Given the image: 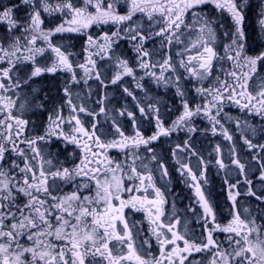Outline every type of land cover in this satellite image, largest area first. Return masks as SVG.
I'll return each mask as SVG.
<instances>
[{
  "label": "snow or ice",
  "instance_id": "1",
  "mask_svg": "<svg viewBox=\"0 0 264 264\" xmlns=\"http://www.w3.org/2000/svg\"><path fill=\"white\" fill-rule=\"evenodd\" d=\"M248 7L0 0V264H264V51L249 54ZM197 134L222 138L209 159ZM169 160L193 190L183 210Z\"/></svg>",
  "mask_w": 264,
  "mask_h": 264
},
{
  "label": "flooded vegetation",
  "instance_id": "2",
  "mask_svg": "<svg viewBox=\"0 0 264 264\" xmlns=\"http://www.w3.org/2000/svg\"><path fill=\"white\" fill-rule=\"evenodd\" d=\"M260 0H249V7L246 8L245 12V21H244V30L248 38V50L250 55H257L261 51H264V37L261 36L259 27L257 24V14L259 11L258 5ZM226 26L231 27L230 19L225 20ZM78 46V45H77ZM58 84V78L53 79L50 76H45L39 78L36 86L42 87L46 92L51 89L50 95H55V87ZM109 92L112 94L113 104L119 102L123 103L120 99L118 92H112V89H109ZM171 97L166 96L165 100H170ZM229 111H234L229 109ZM174 118V115L169 118L170 120ZM200 127H203V123L198 121ZM145 134L150 135L151 129L146 126ZM185 137L184 133L179 134V139L182 141ZM171 142H177V135L174 134L171 137ZM222 142V138L212 139L211 137L205 138L197 134L195 139L196 147L200 150L205 159H209L208 154L212 152V148L215 143ZM168 143H165L163 140L157 145V152L161 156H166V149L168 148ZM225 153H227V148H225ZM226 162H228L226 160ZM169 169L171 173V184L169 185L172 189V195L169 197L171 200L173 197L176 198V204L178 209L183 210L186 205L193 199V190L188 188L185 184L181 183V177L176 173L171 160L168 161ZM193 165H195V160H193ZM223 172H218L217 168L214 166V155L212 157V164L209 165L207 171L208 184H206L205 190L206 194L209 195L212 202L217 206V211L220 212L224 210L227 206L226 200V191L223 185ZM139 218V217H137Z\"/></svg>",
  "mask_w": 264,
  "mask_h": 264
}]
</instances>
